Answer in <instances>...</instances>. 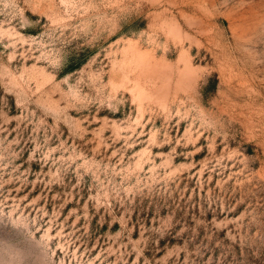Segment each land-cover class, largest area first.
<instances>
[{
  "label": "rangeland",
  "instance_id": "1",
  "mask_svg": "<svg viewBox=\"0 0 264 264\" xmlns=\"http://www.w3.org/2000/svg\"><path fill=\"white\" fill-rule=\"evenodd\" d=\"M0 264H264V0H0Z\"/></svg>",
  "mask_w": 264,
  "mask_h": 264
}]
</instances>
